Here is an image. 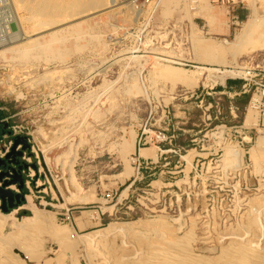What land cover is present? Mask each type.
<instances>
[{
  "label": "rangeland",
  "instance_id": "obj_1",
  "mask_svg": "<svg viewBox=\"0 0 264 264\" xmlns=\"http://www.w3.org/2000/svg\"><path fill=\"white\" fill-rule=\"evenodd\" d=\"M70 1L0 0V117L27 124L32 161L41 164L31 195L39 209L53 213L16 232L17 260L264 264V257L243 259L233 251L264 250V118L251 102L264 85V50L242 51L238 59L223 53L246 20L264 19V0H233L230 7L210 0H116L113 9L109 0H88L96 8L88 17L67 6L63 17V7L47 13ZM242 7L247 17L237 22L232 8ZM200 8L216 15L217 25ZM24 37L39 49L20 42ZM235 62L244 74L222 84L237 82L239 89L246 82L241 95L217 90L222 84L200 71L230 70ZM249 108L255 119L247 127ZM158 131L168 141L147 144L139 155L138 139L149 141ZM138 157L152 158L151 165L138 168ZM25 205L26 198L15 208L16 222L31 215ZM110 223L128 230L109 234ZM8 232L0 228V238ZM61 232L72 234L70 245ZM87 234L84 246L79 240Z\"/></svg>",
  "mask_w": 264,
  "mask_h": 264
},
{
  "label": "bare ground",
  "instance_id": "obj_2",
  "mask_svg": "<svg viewBox=\"0 0 264 264\" xmlns=\"http://www.w3.org/2000/svg\"><path fill=\"white\" fill-rule=\"evenodd\" d=\"M100 3H102V0H98ZM131 1V2H130ZM128 4L130 5H133L134 1L135 0H130ZM5 2V1H4ZM17 2V0H16ZM70 6L68 4H62L60 6H54L55 8H50V9H47V13L50 15L51 13L53 14H56L57 11H59V7L62 8L63 7V10L64 7L66 8V6L68 7V9L70 7H74V8H77L79 10H81V15L82 14H86L87 15H90L91 14V11H93L94 9L96 8H90L88 7V0H71L70 1ZM109 5H110V8L113 9L114 7H116L118 4H117V1L116 0H109ZM102 6V5H101ZM120 6V5H119ZM117 6V7H119ZM126 6H129V5H126ZM109 7V6H108ZM116 7V8H117ZM108 8V9H110ZM115 8V9H116ZM128 8V7H127ZM211 8V7H210ZM67 9V10H68ZM110 9V10H111ZM62 10V9H61ZM67 10H65V12L62 14V17L67 15ZM95 11V10H94ZM215 11V10H214ZM60 12V11H59ZM62 12V11H61ZM213 12V11H212ZM211 12V13H212ZM28 13V12H27ZM39 13V12H38ZM66 13V14H65ZM200 16H202L204 18V20H206L210 25L213 24L215 22V16H213L214 14H210V13H207L205 10H203L202 8L199 9V12H197ZM29 14V13H28ZM52 14V16H53ZM216 14V13H215ZM48 15V16H49ZM61 15V14H60ZM58 15V16H60ZM84 16V15H83ZM253 16V15H252ZM51 17V15H50ZM88 17V16H87ZM215 17V18H214ZM57 18V16L53 17L52 19H55ZM136 18V17H135ZM218 18V16H217ZM61 19V18H60ZM76 19V18H75ZM220 18H218L217 20V23H219ZM57 20V19H56ZM17 22L18 24L20 23L19 20L17 19ZM216 23V22H215ZM214 23V24H215ZM220 24V23H219ZM217 25V24H215ZM220 26V25H218ZM213 27V26H212ZM214 28V27H213ZM220 29V28H219ZM53 33V32H52ZM57 33V31H55L53 34H52V38L55 37V34ZM20 35V34H19ZM15 36V35H14ZM51 38V39H52ZM27 39H29L27 37ZM19 40V39H18ZM17 40V41H18ZM20 42H24L26 45H30L31 47H35V48H38L39 49V45H32L31 43V40L30 42H25V37L24 38H21L19 40ZM55 41V40H54ZM33 42V41H32ZM50 43L52 41H49ZM11 43V42H10ZM14 43V42H13ZM49 43V44H50ZM227 44V48L224 49V52L223 53H226V51H231L229 53H231V57L232 59H235L237 58L238 56H240V52L244 51L248 54H252L256 51H259V50H264V19H258L256 16L252 19H249V20H246L242 26V29L240 30L239 33H237L235 36H234V39L230 42V41H226L225 42ZM24 44V45H25ZM4 45V44H3ZM23 45V44H22ZM23 45V46H24ZM1 46V45H0ZM22 46V47H23ZM49 45H43L41 46V49L44 50V48H47ZM10 46H8L9 48ZM21 47V46H20ZM5 48V47H4ZM19 48V47H18ZM29 49V48H28ZM32 49V48H31ZM48 49V48H47ZM23 49H20V51H23ZM36 50V49H35ZM50 50V49H49ZM5 51V50H4ZM3 51V52H4ZM19 51V50H18ZM26 52V51H25ZM260 52V51H259ZM240 53V54H239ZM4 55V53H2ZM56 54V53H55ZM239 54V55H237ZM242 55V54H241ZM244 55V54H243ZM57 56V55H56ZM237 56V57H236ZM135 57V56H134ZM138 58V57H137ZM211 58V57H210ZM239 58V57H238ZM237 58V59H238ZM148 59V58H147ZM157 59V58H156ZM155 61V60H154ZM236 61V60H234ZM232 62V61H231ZM218 64H221L219 62H216ZM233 66H231L230 70H227V69H220V68H213V69H210V68H206V67H202L200 68V71L203 72V73H207L208 74V79H214V83L217 81L219 82L220 84H222L224 82V79L227 78V77H232V76H235L237 77V75H241V74H244V67L239 64L238 62H235L233 64H231ZM221 67H224V66H221ZM140 74V73H139ZM170 76V79L173 80L172 82L174 83L173 85H175L177 83V76L175 73H171L169 74ZM112 84V83H111ZM250 107V106H249ZM253 108V107H252ZM255 109V108H254ZM246 116H245V119H244V125L245 126H250L252 125L253 123V120L255 119V113L253 112V110L251 108H249V110H247L246 112ZM223 127V126H222ZM221 128V127H220ZM222 131V130H221ZM40 150V149H39ZM42 152L44 154V161L45 159H50L49 158V152H48V147H43L42 149ZM42 154V155H43ZM189 154V153H188ZM55 177V176H54ZM66 188V187H65ZM62 192V191H61ZM68 193V192H67ZM78 195V194H77ZM75 196V195H73ZM78 197V196H77ZM80 202H81V199H79ZM71 201V200H70ZM83 201V200H82ZM58 207V206H57ZM56 207V208H57ZM25 208L27 210L30 211L31 215L29 217H26V218H23L22 220H20V223L19 222H16L15 221V214L17 213L18 210H12L8 213H1L0 212V228L2 230H9L10 233L7 234V235H4L3 237L0 238V264H21L20 261L17 260V257L16 255L14 254V251H18L21 253V250H22V246H20V244L18 246L16 245H12L11 244V241L12 239H14V237H16V232L18 230L21 231L25 229V227L29 224V223H32L33 221H43L46 216L48 214H52L53 213H46L44 212L42 209H39L35 203V200H34V197L32 195H27L26 196V205H25ZM60 210L62 211H65L66 210V205L65 204H61L60 207H59ZM58 210V209H57ZM56 210V211H57ZM55 212V211H54ZM47 221V220H46ZM137 222V221H136ZM108 227V228H107ZM107 230L109 232V234H123L126 232V230H128V225L127 224H117V223H110L108 226H107ZM23 232V231H22ZM59 235L61 236V241L62 243L64 244H71V239H72V234L67 232L63 235V233H59ZM100 235V234H99ZM23 236V235H22ZM102 236V235H101ZM80 237V236H79ZM92 237V236H91ZM89 234L87 235H84V237H80L81 240H78L80 241V243L84 246H87V243L89 242ZM16 239V238H15ZM92 241V240H91ZM78 243V242H77ZM79 243V244H80ZM12 245V246H9V245ZM90 244V243H89ZM239 246V245H238ZM241 246V245H240ZM244 246V245H243ZM241 246V247H243ZM182 247H185V246H182ZM21 249V250H20ZM235 249V248H234ZM262 249V248H261ZM181 251L184 249L181 248L180 249ZM187 250V248H186ZM234 251V255L236 254H240L241 257H243V259H245L246 257H249L250 255H253V254H256L257 256L259 257H264V250H261L260 252H256L253 250V249H246V247H244V249H241L240 247L236 250H233ZM229 252V251H228ZM230 253V252H229ZM233 254V252H232ZM231 254V255H232ZM230 254H228V257H229ZM233 255V256H234ZM237 256V255H236ZM235 256V257H236ZM164 257V256H163ZM169 257V256H167ZM231 257V256H230ZM242 259V258H240ZM48 264V263H47Z\"/></svg>",
  "mask_w": 264,
  "mask_h": 264
},
{
  "label": "built area",
  "instance_id": "obj_3",
  "mask_svg": "<svg viewBox=\"0 0 264 264\" xmlns=\"http://www.w3.org/2000/svg\"><path fill=\"white\" fill-rule=\"evenodd\" d=\"M147 2V0H145ZM212 4L226 7L232 6L234 4L233 0H210ZM248 86L246 82L242 85V92H248ZM255 97V98H254ZM253 107L258 110L261 116L264 118V85H260L254 91L253 98L251 100ZM0 110H2L0 108ZM6 111V110H5ZM15 116H5L0 118V125L4 127L2 134L0 135V160H5V158L10 154L11 149L14 144V140L17 138H25L29 148L27 150H22L23 146L18 145L15 149L16 152L21 151L22 155L20 157H16V159L20 162L22 169L20 171V175L23 177V182L25 184V189L29 191L30 195L33 193L31 187L37 188L36 181L38 180L39 174L41 172V164L40 162H33V155L35 151L33 150L29 128L26 123L23 122H14L13 118ZM168 141L165 133L162 131H158L154 133V136L147 141V137L144 139L140 137L137 141L138 154L140 155L141 147L149 144L154 146H159L162 143ZM37 159V156H35ZM139 158V157H138ZM137 158L138 168H148L151 163H149L147 159ZM9 180V179H6ZM3 181H0V187L2 186ZM9 190L13 193H18L16 186L9 187ZM26 198V196H25Z\"/></svg>",
  "mask_w": 264,
  "mask_h": 264
},
{
  "label": "water",
  "instance_id": "obj_4",
  "mask_svg": "<svg viewBox=\"0 0 264 264\" xmlns=\"http://www.w3.org/2000/svg\"><path fill=\"white\" fill-rule=\"evenodd\" d=\"M18 145H22V150L29 148L25 138H17L14 140L10 154L5 160H0V181H3L0 187V209L3 213H8L11 209L19 208L25 201V195L22 194L25 190L23 177L20 175L22 166L16 157H20L22 152H16ZM9 179V180H6ZM16 186L18 193H13L9 187Z\"/></svg>",
  "mask_w": 264,
  "mask_h": 264
},
{
  "label": "crops",
  "instance_id": "obj_5",
  "mask_svg": "<svg viewBox=\"0 0 264 264\" xmlns=\"http://www.w3.org/2000/svg\"><path fill=\"white\" fill-rule=\"evenodd\" d=\"M232 11H233L232 19L236 20L237 22L242 21L247 17V9L245 7H242L239 9H233L232 8ZM220 88H221V91H223L224 93H228V94L233 93L234 95L243 94L242 87L240 86L239 89H236V83L233 81H226L224 84L220 85ZM234 110L237 111L238 109L236 107H233L232 112H234ZM6 116H11V115L7 114ZM0 118H2V117H0ZM3 129H4V127H3ZM143 150H148V148H144ZM172 151H174L172 148H166L164 150V152H172ZM145 159H152V158H145Z\"/></svg>",
  "mask_w": 264,
  "mask_h": 264
},
{
  "label": "trees",
  "instance_id": "obj_6",
  "mask_svg": "<svg viewBox=\"0 0 264 264\" xmlns=\"http://www.w3.org/2000/svg\"><path fill=\"white\" fill-rule=\"evenodd\" d=\"M236 84H237V82H235ZM217 90H219V91H221V88L219 87V88H217ZM244 94V93H243Z\"/></svg>",
  "mask_w": 264,
  "mask_h": 264
}]
</instances>
